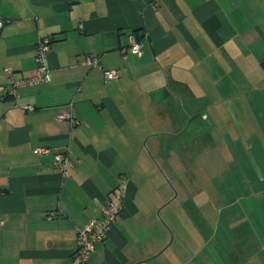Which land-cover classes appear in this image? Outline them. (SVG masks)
Segmentation results:
<instances>
[{"label": "crops", "instance_id": "1", "mask_svg": "<svg viewBox=\"0 0 264 264\" xmlns=\"http://www.w3.org/2000/svg\"><path fill=\"white\" fill-rule=\"evenodd\" d=\"M0 14V84L5 67L36 72L42 37L52 74L0 92V264H76L108 198L121 213L89 264H264V0H0ZM70 102L76 124L57 119ZM68 149L64 176L52 162Z\"/></svg>", "mask_w": 264, "mask_h": 264}, {"label": "built area", "instance_id": "2", "mask_svg": "<svg viewBox=\"0 0 264 264\" xmlns=\"http://www.w3.org/2000/svg\"><path fill=\"white\" fill-rule=\"evenodd\" d=\"M5 22L6 20L0 14V35ZM130 49L136 54H141L142 43L133 38ZM50 51L51 39L49 37L40 38L36 46V60L38 64L36 72L26 77L16 78L13 75L14 70L11 67H5L9 78L6 85L0 84V92L16 95L18 94L19 88L49 83L52 80L51 70L47 63ZM85 62L93 67H101V59L96 55H88ZM119 74V70H105L106 80L116 79L119 77ZM74 106L75 104L70 102L61 108L57 114V119L70 120L72 124H76L78 120L74 114ZM34 151L38 155L51 152L50 148L44 146H38ZM52 163L64 176H69L72 173L74 165L69 149L56 152ZM120 213L121 204L108 198L101 207L100 216L91 218L83 226L78 228V245L74 253L76 264H89L90 256L95 251L97 242L104 241L107 238L112 224L116 221ZM2 225L3 223L0 221V228Z\"/></svg>", "mask_w": 264, "mask_h": 264}, {"label": "rangeland", "instance_id": "3", "mask_svg": "<svg viewBox=\"0 0 264 264\" xmlns=\"http://www.w3.org/2000/svg\"><path fill=\"white\" fill-rule=\"evenodd\" d=\"M170 241H172V239H170Z\"/></svg>", "mask_w": 264, "mask_h": 264}, {"label": "trees", "instance_id": "4", "mask_svg": "<svg viewBox=\"0 0 264 264\" xmlns=\"http://www.w3.org/2000/svg\"><path fill=\"white\" fill-rule=\"evenodd\" d=\"M263 65H264V62H263ZM96 250V249H95Z\"/></svg>", "mask_w": 264, "mask_h": 264}]
</instances>
